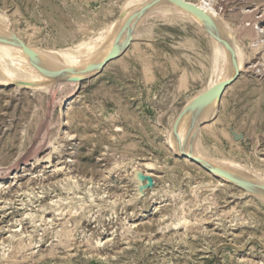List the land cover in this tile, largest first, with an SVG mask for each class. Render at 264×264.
Masks as SVG:
<instances>
[{"label": "rangeland", "instance_id": "1", "mask_svg": "<svg viewBox=\"0 0 264 264\" xmlns=\"http://www.w3.org/2000/svg\"><path fill=\"white\" fill-rule=\"evenodd\" d=\"M126 2L0 0V14L31 44L58 51L109 31ZM221 9L237 38L258 40L251 61L264 70V0H224ZM173 19L135 27L142 32L128 52L81 85L75 76L47 88L0 85V264H264V201L165 142L216 67L204 32ZM256 65L194 134L208 155L264 172V73ZM49 154L52 164L41 163ZM59 161L67 170L57 173ZM26 169L29 177L15 178ZM183 215L189 228L166 225ZM11 236L25 251L15 252ZM39 240L43 247L28 245Z\"/></svg>", "mask_w": 264, "mask_h": 264}, {"label": "bare ground", "instance_id": "2", "mask_svg": "<svg viewBox=\"0 0 264 264\" xmlns=\"http://www.w3.org/2000/svg\"><path fill=\"white\" fill-rule=\"evenodd\" d=\"M185 1L190 2L204 10L212 18L214 26H209L203 17L187 9H184L179 4L171 0H127V2L124 3V6H121L123 7L121 16L116 22L114 21L112 23L109 31L96 36L90 42L81 43L76 48L74 47L75 49L65 48L58 51L54 49L39 48L31 44L26 37L12 29L7 18L0 14V85L6 87L8 85L14 84L17 81H21L28 86L47 88L54 81L60 82L61 79H68L74 76L77 79L76 85H81L82 82L86 80V78L96 77L98 73L106 70L109 66L119 61L121 56L128 52L132 41L139 37L140 33L142 32L140 29L138 31H134L135 27L140 26L144 21L147 22L149 18L153 17H162V19L163 17L174 19L175 17H178L176 18L178 20L185 18L190 24H192V26L194 25V27L196 26L200 28L211 42L213 49L212 60L214 61L216 67L213 71L214 76L212 78V83L208 87H204L189 102H187L182 111L173 118L171 122L172 130L170 134H168L165 142L171 148L172 153H174L176 156L178 155L185 157L187 161L195 163L201 167V163L206 164L209 168H211V170L203 167L204 171H206V173L211 177L218 179L219 182L225 181L232 186H241L242 189L248 194L258 196V198L260 197L264 201V172L261 170L262 168L252 169L253 167H246L244 164H242V162L239 163L234 160H228L227 158H214L211 155H208L207 150L202 146V136L194 134V130L197 126L202 124L211 125L210 123L212 122V119L218 114L219 103L222 101V99H224L233 84H231L226 89L222 97H219L211 103L197 107L195 109L190 108V105L193 103L196 97L217 83L229 79L234 75L235 66L232 60L233 53L236 55L241 74L254 68L256 64L252 63L251 60L255 59V55L259 50L260 46H256V41L258 40L252 39L250 44L247 45L244 41L240 40L241 38H237L235 36L236 29H234V26L223 16L224 9L221 8L223 6L224 0ZM20 39L37 53V63H35L24 51L22 45L19 42ZM118 41L120 44V55L117 58L113 59L102 70L97 68L90 71L87 70L89 66L102 62ZM248 63H252V65L248 66ZM256 68H258L257 72L264 73V70L260 68L259 65H256ZM68 69H71L72 71H68ZM47 71H52L53 73H48ZM75 97V93H70L66 98L64 97V101L62 100L63 103L60 112L62 117H66L67 109L69 105L73 103ZM175 129L177 130L175 131ZM51 159V154H49L43 157L41 163L52 164ZM64 163L65 162L59 161L57 164L53 165V171L58 173L61 170H67H63L62 167L60 168V166H62ZM146 165L147 167L152 166V164L149 163ZM29 171L30 169L20 171L19 173L21 174L15 178L23 179L29 177ZM219 171H222V173H219ZM69 174L70 172L65 173L68 182H70L69 180L72 179ZM147 174L149 173L147 172ZM3 179L4 178L0 179V181ZM242 182H245L244 185H240L243 184ZM67 189L70 192V190L75 189V187L69 186ZM13 192L18 194L17 188H15ZM48 208L46 207L42 210V214L39 215L40 219L44 217V214ZM183 216L184 217L180 216V218L175 217V219L170 224L166 223V225L176 230L179 229L180 226L181 228L185 229L189 228L190 226L187 227L189 224V218L185 217L186 215ZM32 217L33 215H29V218ZM29 240H31V238ZM2 242H0V245ZM9 242L14 245V250L16 253L17 251H25L24 249L27 247V243H25L24 240H18L16 242L14 236L10 237ZM39 242L40 240L31 241L28 245H34L33 248H38L40 246L43 247V244L38 245ZM96 244L100 245L99 242ZM40 251L41 254L46 252L44 249H41ZM16 253L13 257H16Z\"/></svg>", "mask_w": 264, "mask_h": 264}, {"label": "water", "instance_id": "3", "mask_svg": "<svg viewBox=\"0 0 264 264\" xmlns=\"http://www.w3.org/2000/svg\"><path fill=\"white\" fill-rule=\"evenodd\" d=\"M171 1L176 2L177 4H179L184 9H187L193 13H196L197 15H200L208 23L209 26H211V27L214 26V22H213L212 18L204 10L197 7L196 5H194L190 2H187L185 0H171ZM19 42L22 45L24 51L31 57V59L35 63H37V59H38L37 53L32 48H30L23 40L20 39ZM119 55H120V44L118 41L114 45V47L110 51V53L107 55V57L102 62L89 66V68L87 70L90 71V70L96 69V68L99 70H102L113 59L117 58ZM232 60H233L234 66H235L234 75L229 79H226L224 81L217 83L216 85H214L213 87H211L210 89H208L207 91H205L204 93H202L198 97H196L195 100L193 101V103L190 105L191 109H195L197 107L209 104L212 101H214L215 99L222 97L224 92L226 91V89L231 84L235 83L239 79V77L241 76V70L239 68L235 53H233ZM68 71H72V70L68 69ZM47 72L53 73L52 71H47ZM176 130L177 129H175V131ZM201 165H202V167L211 170V168H209L206 164L201 163ZM219 173H222V171H219ZM242 183L243 184H240V185H244L245 182H242Z\"/></svg>", "mask_w": 264, "mask_h": 264}]
</instances>
